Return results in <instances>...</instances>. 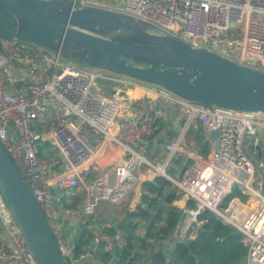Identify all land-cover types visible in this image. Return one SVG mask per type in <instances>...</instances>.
<instances>
[{
  "label": "built area",
  "instance_id": "2783aa9c",
  "mask_svg": "<svg viewBox=\"0 0 264 264\" xmlns=\"http://www.w3.org/2000/svg\"><path fill=\"white\" fill-rule=\"evenodd\" d=\"M43 1L120 13L264 72V0ZM61 56L17 38H0V141L40 206L63 263H91L102 252L116 254L128 246L123 230L93 233L79 252L76 241L104 204L120 207L134 194L140 171L148 168L194 202L160 249L169 254L175 241L200 228L199 216L210 211L242 233L244 264H264V112L187 99L160 85L121 79L115 72ZM100 79L139 87L145 94L133 99L116 92L106 96ZM169 104L180 128L166 143L165 156L151 160L142 152L144 143L165 120ZM199 126L205 132L206 154L188 143ZM214 130L219 131L217 138L212 137ZM179 158L176 177L168 170ZM57 190L64 192L61 199ZM128 205L135 210L136 204ZM0 218L8 235V241H0V264H38L1 191Z\"/></svg>",
  "mask_w": 264,
  "mask_h": 264
},
{
  "label": "water",
  "instance_id": "95a60500",
  "mask_svg": "<svg viewBox=\"0 0 264 264\" xmlns=\"http://www.w3.org/2000/svg\"><path fill=\"white\" fill-rule=\"evenodd\" d=\"M76 10L79 15H74L75 9L71 5L59 1L0 0V38H17L62 56L69 49L71 53L77 48L82 50L81 53L73 52L80 58L78 63L108 68L127 77L160 85L187 99L241 111L264 112V72L167 35L161 36L162 39L148 35L135 45L94 35L71 24L113 20L117 26L129 25L144 32L150 27L105 9ZM172 41L179 44V49L170 46ZM128 59L137 65L129 64ZM140 62L148 66H139ZM218 135V130L212 132V137ZM0 191L38 264H64L40 206L1 141ZM132 212L126 210L121 227L132 220Z\"/></svg>",
  "mask_w": 264,
  "mask_h": 264
},
{
  "label": "trees",
  "instance_id": "16d2710c",
  "mask_svg": "<svg viewBox=\"0 0 264 264\" xmlns=\"http://www.w3.org/2000/svg\"><path fill=\"white\" fill-rule=\"evenodd\" d=\"M191 135L194 136V149L199 154H206L208 145L204 139L203 128L199 126L192 130ZM156 180L157 185L151 181L144 182L146 192L142 196L143 204L138 205L132 212V220L121 227L129 239L128 246L116 254L102 252L98 255V259L105 264H138L139 259L143 257L141 252L150 247V240L155 234L160 236L158 241L163 242L176 230L177 225L183 222L184 213L172 205L178 197L177 188L165 177L158 176ZM160 197L169 205L165 206L159 202ZM187 205L193 206L194 202L189 200ZM165 214L166 224L159 226ZM199 217L203 224L195 237L190 236L193 232V229H190L187 237L175 241L169 254L162 249L152 251L147 264H244L247 246L242 233L210 211H205ZM140 220L148 221L149 224L144 235L138 233ZM92 235L93 231L84 226L76 241L78 252L89 245Z\"/></svg>",
  "mask_w": 264,
  "mask_h": 264
},
{
  "label": "crops",
  "instance_id": "0c3cea01",
  "mask_svg": "<svg viewBox=\"0 0 264 264\" xmlns=\"http://www.w3.org/2000/svg\"><path fill=\"white\" fill-rule=\"evenodd\" d=\"M120 94L126 98L133 99L138 98L145 94L144 90L139 87H129L124 88L121 85L119 86ZM114 93V92H113ZM117 93V92H116ZM127 111V109H126ZM165 113V120L160 122L158 125L155 126L152 135L148 138V140L144 143V147L142 152L148 157L152 158V150L159 151L158 157L151 160H158L165 156V146H163L164 143L169 142L171 139H173L178 134V130L180 128V122L177 117L176 110L173 105L169 104L164 110ZM129 112L124 113L123 115H128ZM194 130V129H193ZM205 136V132H204ZM194 136L192 137L191 133L189 134L188 143L192 146L194 149ZM195 150V149H194ZM196 151V150H195ZM197 152V151H196ZM116 152L114 151V154ZM198 153V152H197ZM104 161H107L106 159H103L101 163ZM176 162H182V159L179 158L174 162V166L180 168L181 165L177 164ZM157 177L155 175H151L149 173L148 168H144L140 171V185L137 188V190L134 192V194H131L128 199L125 200L123 204H121L120 207H111L106 204L102 206V208L93 216L90 218L88 226L93 233H98L100 231H111V230H121L120 222L125 217V212L127 209H129V202L131 201L133 204H136L135 210L137 209L138 205L143 204L142 196L144 192H146V188H144V182L151 181L153 184L157 185ZM175 187V186H174ZM172 189V188H171ZM145 190V191H144ZM179 197L174 200L173 203H175L176 207H178V210L185 212V209L188 207V199L184 195H182L179 192ZM82 199V198H81ZM159 202L164 204L165 206H168L169 203H167L162 197L159 198ZM172 203V204H173ZM58 209L61 207L60 205H57ZM131 210V209H130ZM134 210V211H135ZM133 211V212H134ZM144 220H141L142 222ZM145 222V221H144ZM198 231V230H197ZM196 230H193L192 237H195L197 234ZM196 232V233H195ZM0 241H8V235L6 232V229L4 227L3 221L0 218ZM162 242L158 241L157 243L153 244L154 248L151 247L142 251L143 257L139 259L138 264H147L150 260V256L152 251H155L157 249H160ZM166 244V243H165ZM163 245V248L165 249V246ZM150 249V250H149ZM170 252V251H169ZM145 254L148 256L145 257ZM148 261V262H147ZM90 264H105L100 259H96L92 261Z\"/></svg>",
  "mask_w": 264,
  "mask_h": 264
},
{
  "label": "rangeland",
  "instance_id": "374dc122",
  "mask_svg": "<svg viewBox=\"0 0 264 264\" xmlns=\"http://www.w3.org/2000/svg\"><path fill=\"white\" fill-rule=\"evenodd\" d=\"M99 26H101V27H99ZM76 28L88 31L90 33H94V35L97 34L98 36H102V37H105V38L107 37V38H110V39L118 41V42H125V43H132V44L138 43L139 40H141V41L144 40L147 35H150V36H158V35L163 36L164 35L161 32H159L158 30H154L153 28H146L145 29L146 31L144 32L141 29H135L134 27L129 26V25H118L117 26L116 23L113 22V21H91V22L79 23V24H76ZM106 28H108V29L106 30ZM146 32H148V33H146ZM26 43H28V42H26ZM29 44L30 45H34L32 43H29ZM73 47H77V46H73ZM74 51H77L76 53H81L82 50L76 48L75 50L71 51V53H70V49H69L67 51L68 53L64 54V56H66V57L61 56L62 59H67V60H71V61H73V62H75L77 64L90 66L88 64L78 63L77 60H79L80 58L77 57V56H74V53H73ZM209 51H211V50H209ZM71 55H72V57H71ZM127 62L129 64L137 65L135 63V61H133V60H129L128 59ZM139 66L146 67V66H148V64L145 63V62H140ZM102 69L105 72H109L110 71V70H108V68H102ZM108 74H111V73H108ZM112 75L113 76L118 75V77L121 78V79L130 78V79H133L135 81L143 82L144 84H151V83H148L146 81H143V80H140V79H135V78H132V77H127L125 75H121V74H118V73H115V74H112ZM99 84H100V88H101L102 92L106 96H111L113 92L119 93L120 90H121L117 83H114L112 81H107L105 79H100L99 80ZM188 139H189V137H188ZM165 145H166V143L163 144V146H165ZM152 151L153 152H152V156H151L152 158L151 159H155L156 157H158L159 151H154V150H152ZM157 152H158V154H157ZM176 163L177 164H181V162L180 163L176 162ZM168 171H169V173L173 174L176 177L180 176V173L178 172V168H176L174 166V163L169 167ZM57 193L59 194L60 199H61V197L64 194V192L60 191V190H57ZM179 195H180L179 191L177 190V196L179 197ZM67 198L71 199L72 198L71 194H67ZM60 199L56 202L57 205L61 204V200ZM172 205L175 206V208L178 210V207H176L175 203H173ZM154 212H156V210H154ZM166 217H167V214H165L163 219L159 222V226H164L166 224ZM148 226H149L148 221L140 222L138 233L140 235H144L145 231L148 228ZM198 229L199 228H197V227L193 228V230H196V231ZM159 237L160 236H158V234H155V236L150 240V243H149V246H150L149 248L150 249H151L153 244L158 242ZM142 256H143V254H142ZM146 256H148V255L145 254V257Z\"/></svg>",
  "mask_w": 264,
  "mask_h": 264
},
{
  "label": "bare ground",
  "instance_id": "6f19581e",
  "mask_svg": "<svg viewBox=\"0 0 264 264\" xmlns=\"http://www.w3.org/2000/svg\"><path fill=\"white\" fill-rule=\"evenodd\" d=\"M74 13V15H79V12L75 9V11L73 12ZM91 21H100V20H90V21H82V22H79V23H85V22H91ZM111 21H113V20H111ZM113 22H115L116 24H117V22L116 21H113ZM78 22L77 23H72L71 24V26L72 27H75L76 28V24H79ZM97 26V25H96ZM99 27H101V26H99ZM94 28V27H93ZM100 29V28H99ZM108 28H106V30H107ZM133 33V32H132ZM148 36V35H147ZM146 36V37H147ZM145 37V38H146ZM154 37H156V38H160V39H162L163 37H161L160 35H158V36H154ZM145 40V39H144ZM144 40H142V41H144ZM129 44H132V43H129ZM170 44V46L171 47H173V48H175V49H179V44L177 43V42H175V41H172V42H170L169 43ZM135 45V44H134ZM145 47H150V45H146Z\"/></svg>",
  "mask_w": 264,
  "mask_h": 264
}]
</instances>
